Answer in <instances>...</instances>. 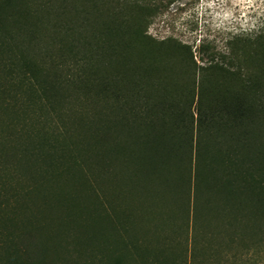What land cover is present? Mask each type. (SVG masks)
<instances>
[{"label": "trees", "instance_id": "16d2710c", "mask_svg": "<svg viewBox=\"0 0 264 264\" xmlns=\"http://www.w3.org/2000/svg\"><path fill=\"white\" fill-rule=\"evenodd\" d=\"M157 12L0 0V264H94L89 232L113 216L99 264H241L264 245V31L229 55L202 44L199 65L148 33ZM121 181L152 210L180 198V250L168 234L122 249Z\"/></svg>", "mask_w": 264, "mask_h": 264}, {"label": "rangeland", "instance_id": "374dc122", "mask_svg": "<svg viewBox=\"0 0 264 264\" xmlns=\"http://www.w3.org/2000/svg\"><path fill=\"white\" fill-rule=\"evenodd\" d=\"M149 4H157L158 12L151 18L148 33L157 40L172 38L191 48L193 59L199 65H206L208 55L200 46L205 44L212 50L230 54V40L236 36L253 37L264 31V0H143ZM211 50V49H210ZM204 57V59H201ZM239 59L245 57L237 55ZM246 59V58H245ZM251 68H253L251 66ZM117 191L108 188L107 196L122 207L121 219L128 230L122 227L119 230L120 243L130 245V240L139 237L149 243L157 240V235H169L175 246L180 250L179 243L185 236V219L179 197H166L164 203H158L156 209H150V202L132 192V187L123 184ZM98 198L104 200L108 214L112 209L108 206L104 194L98 191ZM100 196V197H99ZM145 203V205L143 204ZM152 205V204H151ZM162 212V218L156 212ZM151 213V214H149ZM165 217L163 218V216ZM92 231L89 232L91 252L90 257L94 264H99L97 244L108 241L109 246L114 240L116 216L102 218ZM102 223V225L100 224ZM97 225V227H96ZM100 225V226H99ZM125 225V226H126ZM120 226V225H119ZM107 227V228H106ZM103 228V229H102ZM159 229V231H158ZM141 237V238H140ZM123 241V244L121 242ZM132 250V249H130ZM122 251V250H121ZM116 250L115 254H118ZM241 264H264V245L239 251ZM111 261V260H110ZM112 264L114 262L111 261ZM109 262V264H111ZM108 264V263H107Z\"/></svg>", "mask_w": 264, "mask_h": 264}]
</instances>
